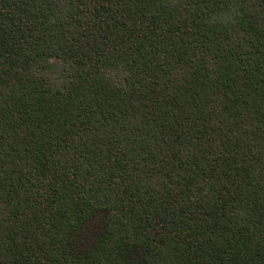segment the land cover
<instances>
[{"label":"trees","instance_id":"obj_1","mask_svg":"<svg viewBox=\"0 0 264 264\" xmlns=\"http://www.w3.org/2000/svg\"><path fill=\"white\" fill-rule=\"evenodd\" d=\"M0 264H264V0H0Z\"/></svg>","mask_w":264,"mask_h":264},{"label":"rangeland","instance_id":"obj_2","mask_svg":"<svg viewBox=\"0 0 264 264\" xmlns=\"http://www.w3.org/2000/svg\"><path fill=\"white\" fill-rule=\"evenodd\" d=\"M90 233L89 232H85V235L84 236H88Z\"/></svg>","mask_w":264,"mask_h":264}]
</instances>
